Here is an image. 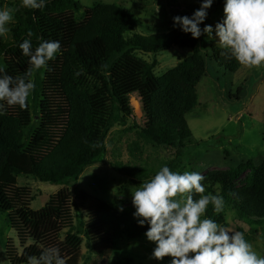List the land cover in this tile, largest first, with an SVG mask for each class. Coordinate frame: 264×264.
<instances>
[{"label": "trees", "instance_id": "1", "mask_svg": "<svg viewBox=\"0 0 264 264\" xmlns=\"http://www.w3.org/2000/svg\"><path fill=\"white\" fill-rule=\"evenodd\" d=\"M224 2L214 0L211 8L224 6ZM18 4L10 25L12 40L0 42V67L13 77L26 73L29 57L19 48L25 38L32 40L33 49L41 39L58 40L61 52L48 62L41 120L31 138H25L28 121L19 105L0 115V203L17 213L11 222L27 230L37 245L58 246L66 264H79L84 239L89 251L111 256L118 240L146 237L148 226L138 224L135 208L121 211L86 191L74 200L68 189H61L44 207L34 210L33 190L20 179L60 185L77 182L87 167L105 159L108 134L116 120L133 111L130 98L134 95L147 112L146 133L160 145L179 148L180 158L183 148L198 145L186 114L197 102L196 84L208 69L206 55L200 53L199 38L183 37L180 28L150 36L134 33V16L114 3L84 9L80 0H49L42 10L24 8L21 1ZM82 9L85 18L79 21L75 14ZM174 45L193 48L195 54L161 77L154 74V63L135 54L137 50L157 53ZM212 55L232 73L240 67L224 49L215 48ZM112 165L115 172L134 179H148L158 171L148 165ZM247 174L245 186L236 188ZM205 180L204 194L219 193L225 201L219 214L209 205L206 218L226 225L232 211L241 221L264 226V165L249 160L228 171L212 172Z\"/></svg>", "mask_w": 264, "mask_h": 264}, {"label": "rangeland", "instance_id": "2", "mask_svg": "<svg viewBox=\"0 0 264 264\" xmlns=\"http://www.w3.org/2000/svg\"><path fill=\"white\" fill-rule=\"evenodd\" d=\"M20 1L0 0V8L16 9ZM80 2L84 9L99 3H114L129 9L137 22L134 33L143 36L167 34L177 30L179 27H174L175 16H191L201 7L200 0ZM84 9L75 14L79 21L85 18ZM223 16L224 6L210 8L207 19L200 26L214 27ZM11 23L7 25L9 31L0 38V42L12 40ZM189 35L190 33L183 32V37ZM199 41L200 53L206 55L208 69L196 84L197 102L186 114L192 138L198 145L183 148L182 156L178 158L179 148L166 147L154 141L145 131L147 112L143 108V102L138 96H131L133 111L125 115L124 119L120 118L114 122L107 138L108 152L105 159L87 167L77 182L71 180L60 185L32 178L20 179L21 184L28 185L33 190L35 198L31 208L41 209L51 195L61 189H68L74 200L78 199L80 191H86L119 208H134L131 190L150 178L134 179L119 174L113 169L112 164L115 162L135 164L138 167L148 165L153 170H159L167 164L173 172L195 171L201 173L205 179L212 172L228 171L249 160L256 166L264 165V64L259 67L240 64L238 70L232 73L218 65L214 59L213 51L220 48L215 39H210L204 34L199 37ZM135 54L147 63H154V74L161 77L192 57L195 51L193 48L174 45L157 53L137 50ZM45 71L41 69L32 77L35 89L29 97L27 109H22L23 118L28 121L25 130L27 141L40 124V102ZM8 108L10 106L5 105L4 110ZM248 176L249 174L238 181L236 188L244 187ZM205 179L203 181H206ZM10 209L7 203H0V264H26L28 256L39 257L43 248L34 242L27 230L14 226L11 217L17 213ZM222 226L232 231L244 232L253 250L264 256V226L241 221L234 217L232 211L228 212L227 224ZM254 230L257 233H254ZM65 237L66 235H63L61 240ZM154 247V242L149 241L147 237L137 240L123 238L118 240L111 256L100 257L88 250L84 239L79 264H169L171 257H165L163 261L151 258Z\"/></svg>", "mask_w": 264, "mask_h": 264}, {"label": "clouds", "instance_id": "3", "mask_svg": "<svg viewBox=\"0 0 264 264\" xmlns=\"http://www.w3.org/2000/svg\"><path fill=\"white\" fill-rule=\"evenodd\" d=\"M48 2L21 0L24 8L38 10ZM213 3L214 0H202L201 7L191 16H175L174 27L193 38L207 34L229 58L241 65L264 64V0H225L222 20L214 27L201 28ZM15 11L0 8V38L9 31L7 25L13 21ZM32 35L29 31L28 37ZM19 48L29 57V68L24 75L13 77L0 67V115L4 114L5 105L27 109L35 89L32 77L41 69L47 70L48 62L61 52V43L41 39L33 49L32 40L25 38ZM204 179L199 172H173L165 164L154 176L131 190L133 216L140 226H148L145 236L155 244L151 258L163 261L171 257L169 264H264V256L253 250L244 232L232 231L212 218H202L209 205L219 214L225 203L219 193L204 194ZM194 194L201 195L194 199ZM26 264H66V260L58 246H48L41 250L39 257L28 256Z\"/></svg>", "mask_w": 264, "mask_h": 264}]
</instances>
